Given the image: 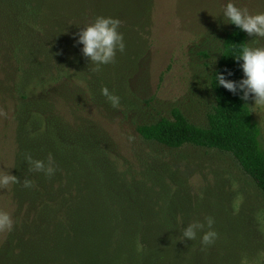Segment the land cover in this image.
I'll use <instances>...</instances> for the list:
<instances>
[{
  "label": "rangeland",
  "instance_id": "374dc122",
  "mask_svg": "<svg viewBox=\"0 0 264 264\" xmlns=\"http://www.w3.org/2000/svg\"><path fill=\"white\" fill-rule=\"evenodd\" d=\"M227 2L219 4L223 8ZM233 2L250 12L264 11V0H253L250 5ZM211 4V0H155L151 33L140 45L139 71L136 77L119 82L126 92L123 97L117 95V107L97 103L85 90L83 99L77 95V102L67 104L60 97L54 101L55 111L71 123V133L82 126L79 136L62 135L70 147L75 139L78 144L73 148L81 146L76 156L32 103L42 84L24 86L13 71L16 45L10 31L15 35L16 29L12 20L5 24L0 15V173L10 172L18 179L0 186V211L8 212L13 220L11 231H0V264H19L23 245L15 244L18 239L31 247L44 246L41 228L67 223L59 208L63 190L54 191L48 181L56 180L54 174L87 179L81 193L94 197L83 196L77 206L100 225L137 229L129 239L118 232L95 237L96 249L88 258L91 264H264V194L237 160L213 148L171 149L144 140L135 130L137 124L170 116L174 107L193 122L206 123L214 104L211 69L227 25L219 17L222 8ZM3 11L4 2L0 14ZM250 40L264 44V38L250 36ZM77 82L85 85L81 79ZM247 103L264 143V108L252 105L251 95ZM83 135L91 142L88 152ZM56 152L64 170L57 167L51 176L30 171L24 160L30 154L34 159L50 157L56 163L51 154ZM25 179L31 187H24ZM113 200L117 207L121 202L122 208L113 207ZM209 216L217 233L212 244L202 246L199 232L194 240L183 239V225L204 222ZM139 236L147 238L148 246ZM98 239L104 249H99ZM153 242L160 243L156 251L151 249ZM80 256L71 257L70 263L83 264ZM56 261L42 254L40 261L37 258L30 264Z\"/></svg>",
  "mask_w": 264,
  "mask_h": 264
},
{
  "label": "trees",
  "instance_id": "16d2710c",
  "mask_svg": "<svg viewBox=\"0 0 264 264\" xmlns=\"http://www.w3.org/2000/svg\"><path fill=\"white\" fill-rule=\"evenodd\" d=\"M211 1L212 6L222 8L219 4L222 0ZM233 1L250 5L253 0ZM3 2L4 11L0 15L5 19V24L12 20L16 29L15 35L10 31L11 40L16 45L12 57L16 58L17 66L13 71L18 72L17 75L24 86L32 84L37 88L36 82L42 84L40 89L37 88L38 94L34 96L32 103L43 114L46 122L51 123L49 128L56 132L57 136L61 137V142L75 154L76 150H81V146L73 148L78 144L75 139L76 143L70 147L62 135L71 136L74 133L79 136L78 132L82 126L77 127L76 134L71 133L68 129L71 123L65 120L60 112L55 111L54 101L60 97L67 104L77 102V95L83 99L86 91L89 98L92 97L103 105L107 100L101 94L102 87H107L110 92L123 97L126 89L119 82L132 76L136 77L139 71L137 66L143 57L140 45H143L141 43L151 33L155 0H0L2 7ZM97 15L119 18V31L123 34L125 45L122 52H116L113 62L99 68L82 55V45L75 43L74 35L82 25L91 22ZM220 40L209 80L214 104L207 112L206 123H195L182 110L174 107L170 116L162 115L154 121L137 124L135 130L144 140L171 149L192 145L228 152L264 194V143L261 128L247 101L242 100L239 93L233 94L223 86L216 85L214 75L231 70L232 75H226L227 79L239 80L242 77L239 61L231 55L240 43L250 40V36L234 24L227 23ZM203 53L207 56L205 50ZM77 78L87 87L77 82L80 81H76ZM82 121L79 125H82ZM83 139L88 152V144L91 142L85 135ZM54 153L51 154L55 155V172L57 167L63 171L64 168L60 166L61 158L57 152ZM72 158L74 157H69ZM44 161L47 162V159ZM54 175L56 180L51 178L52 182L50 179L48 181L51 185L54 184V191L63 190V203L61 193L60 203L64 207L59 208L64 210L63 219L67 220V223L62 225L60 222L54 227L45 224L40 230V235L46 245L38 243V248L18 239L15 244L23 245L20 249L22 253H19V264H30L37 258L40 261L42 254H50L56 258L54 264H77L74 260L70 263L71 257L80 255L83 264H91L88 258L94 255L95 237H102L103 234L112 237L118 232L129 239V234H137L136 227L100 225L96 219L90 218L88 213L78 209V202L83 196L94 197L86 192L81 193L87 186V179L66 177V174ZM105 200L110 206L106 196ZM113 202L116 206H112L116 208L117 202ZM119 204L117 208H122L123 204ZM56 211L58 208L54 213ZM50 231L53 236L49 235ZM139 238L143 239L145 245L149 244L147 238ZM100 243L99 249H104V244L101 241ZM159 244L153 242L151 249L156 251Z\"/></svg>",
  "mask_w": 264,
  "mask_h": 264
},
{
  "label": "clouds",
  "instance_id": "9594fccd",
  "mask_svg": "<svg viewBox=\"0 0 264 264\" xmlns=\"http://www.w3.org/2000/svg\"><path fill=\"white\" fill-rule=\"evenodd\" d=\"M219 17L225 23L234 24L249 36L264 38V11L250 12L247 8L238 6L233 0H228ZM120 24L119 18L97 15L91 22L82 25L79 31L74 34L76 36L75 43L82 45V55L96 68L113 62L116 52L124 50L123 34L119 31ZM251 40L240 43L231 55L239 61V67L243 73L239 80L226 78V75H232L231 70L226 73L217 72L214 75L216 85L223 86L233 94L239 93L240 98L244 101H247L251 95L254 101L252 105L264 108V44H253ZM101 94L113 107L119 105V96L110 92L107 87L101 88ZM24 160L29 165L30 171L43 172L48 176L55 172L50 157L46 162L26 154ZM17 180V177L10 172L0 173V186L16 183ZM24 187H31L29 179L24 180ZM213 223L214 220L210 216L205 217L204 222H189L183 225L182 237L194 240L199 232L201 245H210L217 236L216 231L212 228ZM12 227L13 220L10 214L0 211V231H11Z\"/></svg>",
  "mask_w": 264,
  "mask_h": 264
}]
</instances>
